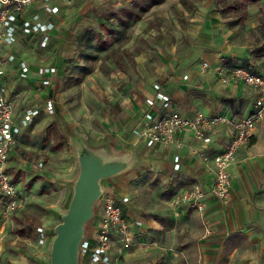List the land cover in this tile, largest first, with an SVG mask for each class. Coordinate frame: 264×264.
I'll return each mask as SVG.
<instances>
[{
	"label": "crops",
	"instance_id": "obj_1",
	"mask_svg": "<svg viewBox=\"0 0 264 264\" xmlns=\"http://www.w3.org/2000/svg\"><path fill=\"white\" fill-rule=\"evenodd\" d=\"M136 6L143 7L140 8L141 13L136 11ZM257 7L264 10V0L249 5V16L242 24L249 20L252 10ZM38 8L39 5L33 6L29 13L38 11ZM144 8L148 10L143 13ZM91 9L95 11L94 19L84 15L85 20L94 21L100 30L88 29L84 35L86 41L94 37L103 40L109 36L113 37L110 49L121 47V50L135 53L144 73L138 85L148 93L147 98L157 94L156 87L151 94L147 89L153 87L155 79H159L165 87L161 90L172 99L171 109L187 116L223 112L241 117L252 111L256 90L240 80L222 81L218 68H223L224 73L229 75L234 65H252L254 70L264 73V50H260L259 55L255 52L249 37H244L245 32L240 30L241 22L238 23L236 17L223 16L218 10L217 0H147L143 3L141 0H71L68 6L62 5L57 14L42 12L45 14L42 18L46 32L50 35L47 47L57 46V41H61L62 46L66 45L65 30L60 28L66 26L67 16L70 18L77 12L80 16ZM157 15L161 16V28L165 29L166 35L159 45L162 54L154 56L141 44L155 29L151 17ZM43 33H18V41L12 47L17 59L0 75L1 84L14 102L17 122L26 108L42 106L48 98L53 99L55 112L62 113L59 104L61 82L57 72L52 75V84L38 91L34 86L39 79L38 66H30V57L27 58V48H30L27 45L33 42L41 47ZM263 45L258 46L264 48ZM7 49V46L3 48ZM21 60L28 63V77L22 75ZM152 63H158L155 66L157 69L152 67ZM49 64L60 70L57 61ZM156 71L158 76H154ZM15 75H19L18 79ZM144 101L137 115L136 133L124 140V146L145 152L153 176L162 186L164 194L159 198L158 207L146 208L141 203L144 200L141 195L147 197V194L138 189L129 190L138 173L106 182L111 193L130 196V202L124 209L132 223V241L127 244L117 237L122 245L117 240L113 242L114 264H264V119L256 125L253 144L242 147L230 167L233 195L230 204L223 205L210 192L214 180L213 168L191 155V145L200 148L199 142L183 135L186 145L178 149L174 145L164 148L161 144L148 147L141 140L138 130L151 108L146 98ZM156 108L158 114L165 113L159 99ZM42 112L49 117L52 115L41 111L35 120ZM33 123L18 134L8 164L18 188L20 207L5 213L6 197L0 188V264H30V258L46 264L50 258V244H37L36 227L45 225L51 239L53 225L49 226V221L52 217L47 216L53 214L43 215L29 205L31 199L48 195L46 190L36 192L41 188V181L36 172L27 169L34 163L24 152L30 146L24 143L22 135ZM178 153L184 159L177 170L174 158ZM72 179L68 173L66 186ZM194 182H202L208 191L203 211L188 203L175 205L172 201L178 191ZM62 186L65 187L63 183ZM22 241L27 246L21 244ZM128 245L133 246L126 250L119 247ZM117 255H122V259L120 257L118 261Z\"/></svg>",
	"mask_w": 264,
	"mask_h": 264
},
{
	"label": "rangeland",
	"instance_id": "obj_2",
	"mask_svg": "<svg viewBox=\"0 0 264 264\" xmlns=\"http://www.w3.org/2000/svg\"><path fill=\"white\" fill-rule=\"evenodd\" d=\"M141 2H147V0H141ZM141 6H136L138 13H141L140 8H143ZM252 11L249 20L240 24V30L245 32L244 37L246 35L249 37L250 43L253 44L255 52L259 55L260 50H264L263 47L259 48L258 46L264 43V10L257 7ZM94 13L95 11L91 9L80 16L77 12L70 17L71 19L67 16L66 26L60 28V30H65L66 45L62 46L61 41H57L58 45H52L50 48L40 47L39 44L33 42L27 45L30 47L27 48V58L30 57L29 65L38 66L37 72L41 66L55 61L60 66V70L56 66L57 76L61 82L59 92H62V95H59V104L62 113L64 112L63 118L65 116L68 120L67 125L66 122L64 123L65 126L60 120H57L48 127L56 116L53 115L54 112H47V114H52L51 117L42 112L33 125L25 130L22 135L24 143L30 146L24 152L30 158L29 160L34 163V166H29L27 169L36 172L41 181V188L36 192L46 190L48 193L41 199H39L40 197L31 199L29 205L32 208H37L43 215L53 214V216H47L48 218L52 217L49 226L53 225V228L61 221L62 214L67 211L72 193L71 183L78 171L76 151L66 133V127L70 126L74 133L85 137L92 145L110 143L116 149H127L124 146V140L136 133L137 115L144 106L145 98L147 99L149 96L138 85L143 79L144 73L141 71L135 53L129 52L127 49L121 50V47L110 49L113 37L109 36L103 40L94 37L90 38V41H86L84 35L88 29L97 28L100 30L94 21L85 20L90 17L94 19ZM43 15L45 16L44 13H42V17ZM84 15L87 17L85 18ZM160 17V15L151 17V24L155 29L141 44L154 56L162 54L159 45L161 46V41L166 35L165 29L161 28L162 19ZM236 21L240 23L239 19ZM100 32L104 36L102 31ZM157 65L158 63H152L154 69H157L155 68ZM18 76L15 75V78L18 79ZM154 76H158L157 71ZM157 86L161 89L165 88L161 80L155 79L153 87L147 89L150 91L149 94ZM58 146L59 148L54 150ZM139 151L142 152V150ZM150 164L148 160H145L142 164L116 178L138 173V176L132 180L129 190L138 189L141 193L142 191L145 192L147 197L141 195L144 196L141 203L146 208H156L164 190L154 178ZM68 173L73 179L66 186ZM62 183L65 187L62 186ZM102 209V203L99 202L96 208V218H99ZM93 225H95V219L91 221L89 229H92ZM54 236L53 229L51 241L48 242L50 251ZM113 237L114 240L118 241L117 236L114 235ZM118 243L120 242L118 241ZM21 244L27 246L24 241ZM37 244L39 245V243ZM131 246L133 245L119 247L126 250ZM117 256H119L116 257L118 261L120 257L122 259V255ZM30 264H44V261L40 262L30 258Z\"/></svg>",
	"mask_w": 264,
	"mask_h": 264
},
{
	"label": "built area",
	"instance_id": "obj_3",
	"mask_svg": "<svg viewBox=\"0 0 264 264\" xmlns=\"http://www.w3.org/2000/svg\"><path fill=\"white\" fill-rule=\"evenodd\" d=\"M59 3V4H56ZM71 0H0V75L15 62L17 55L12 47L18 41V33L33 35L44 32L40 41L41 47H47L50 35L46 32L42 12L57 14L60 7L68 6ZM39 5L38 11L29 13L33 6ZM7 46V50L3 48ZM22 75L28 77V63L21 60ZM57 71L55 65H43L38 70L39 79L34 86L43 91L52 82V75ZM220 79L228 82L231 79L240 80L256 90L252 111L241 117L229 113H214L211 115L196 114L187 116L179 110L171 109L172 99L159 86L155 96L146 99L151 108L145 114V122L138 130L141 140L148 147L161 144L164 148L174 145L181 149L186 145L183 135L189 140H195L201 147L191 145V155L201 163L214 170V180L210 192L223 204L232 200V174L230 167L236 161L237 153L242 147L253 144L257 123L264 119V73L252 68V65H234L226 75L219 67ZM162 101L164 114H158L156 101ZM54 112L53 99L48 98L42 106H32L24 110L20 121H16L14 102L6 93L0 82V188L6 197L4 212L10 213L20 207L18 188L8 170L9 158L17 143V136L23 128L30 126L41 112ZM222 133V135H221ZM219 135V136H218ZM183 156L176 154L175 169H180ZM208 194L202 182H194L190 187L178 191L173 203H188L203 211L206 207L205 198ZM102 214L95 217V225L89 229L87 238L82 244L81 264H114L112 245L114 235L127 244L132 241V223L125 215L124 206L130 202L129 195L118 196L110 191L105 193L100 201ZM39 245L45 246L50 240V234L45 225L36 227Z\"/></svg>",
	"mask_w": 264,
	"mask_h": 264
},
{
	"label": "water",
	"instance_id": "obj_4",
	"mask_svg": "<svg viewBox=\"0 0 264 264\" xmlns=\"http://www.w3.org/2000/svg\"><path fill=\"white\" fill-rule=\"evenodd\" d=\"M73 144L78 171L72 180L71 198L61 221L54 226L50 261L46 264H81L82 244L96 217L101 197L109 192L106 182L118 177L146 160V155L131 149H116L110 143L92 145L85 137L66 127Z\"/></svg>",
	"mask_w": 264,
	"mask_h": 264
},
{
	"label": "trees",
	"instance_id": "obj_5",
	"mask_svg": "<svg viewBox=\"0 0 264 264\" xmlns=\"http://www.w3.org/2000/svg\"><path fill=\"white\" fill-rule=\"evenodd\" d=\"M258 0H217V7L218 10L221 12L223 16H233L239 19V21L242 23L245 20H247L249 16L248 7L251 3H255ZM144 10H148V8H144ZM137 17H140L138 15ZM55 112V110H54ZM56 118L52 123H50V126H52L57 120H60L61 123L65 126L68 124V120L64 119L60 111H56L55 113Z\"/></svg>",
	"mask_w": 264,
	"mask_h": 264
}]
</instances>
